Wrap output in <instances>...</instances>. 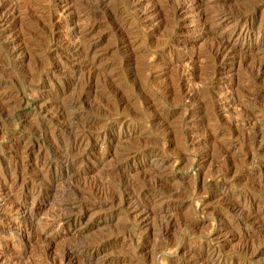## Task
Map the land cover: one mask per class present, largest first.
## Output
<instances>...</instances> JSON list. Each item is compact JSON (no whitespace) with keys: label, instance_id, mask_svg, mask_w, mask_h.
Segmentation results:
<instances>
[{"label":"rangeland","instance_id":"obj_1","mask_svg":"<svg viewBox=\"0 0 264 264\" xmlns=\"http://www.w3.org/2000/svg\"><path fill=\"white\" fill-rule=\"evenodd\" d=\"M0 17V264H264V0H0ZM90 43L93 68L73 50Z\"/></svg>","mask_w":264,"mask_h":264},{"label":"bare ground","instance_id":"obj_2","mask_svg":"<svg viewBox=\"0 0 264 264\" xmlns=\"http://www.w3.org/2000/svg\"><path fill=\"white\" fill-rule=\"evenodd\" d=\"M199 2H200V0H199ZM203 2V1H202ZM200 4V3H199ZM202 5V4H201ZM195 7H196V5H195ZM198 7V6H197ZM115 15V14H114ZM1 18V17H0ZM222 20V19H221ZM219 24V23H218ZM248 24V23H247ZM121 25V24H120ZM14 27V25L13 24H11L10 25V22L8 21V19L7 18H1L0 19V38L1 39H5V45H11V41H9L8 40V38H7V34L8 33H10V31H11V29ZM250 27H252V26H250ZM122 31V30H121ZM120 31V32H121ZM124 32V31H123ZM244 32H246V31H244ZM244 32H240L239 33V35H241V36H244L245 37V35L247 34V33H244ZM237 34L238 33V28L237 27H235L233 30H232V34ZM248 36V35H247ZM7 38V39H6ZM125 39H127V38H125ZM84 40V39H83ZM88 40H90V39H88ZM122 40V39H121ZM244 40V39H243ZM245 41V40H244ZM84 42V41H83ZM90 42V41H89ZM128 42V41H127ZM87 43V42H86ZM85 44V43H84ZM123 44V43H122ZM126 44V43H125ZM81 45H82V43H81ZM80 44L79 45H75L74 46V51H75V54H74V56L77 58V60L80 62H82V61H84V62H86V67H87V63H89L90 62V66L93 68V65L95 64V62H96V57L94 56V55H96L95 53H96V51H97V49H98V46H97V44H94V43H90L89 44V47L88 46H86L87 47V52L86 53H82L81 51V49H79V48H81L80 46H81ZM86 45H88V43L86 44ZM83 46V45H82ZM227 47H229V46H226V45H224L223 44V42H219L218 43V45L216 46V48H215V52L216 53H214V54H217L218 56H222V55H224V53L226 54L228 51H227ZM83 50H84V48H83ZM86 51V50H85ZM227 55V54H226ZM225 56V55H224ZM89 61V62H88ZM77 62V61H76ZM85 64V63H84ZM82 65V64H81ZM88 68H89V66H88ZM96 68V67H95ZM95 68H94V70H95ZM258 68L262 71V70H264V63L263 62H261V63H259V65H258ZM85 69V68H84ZM82 71H84L83 69H82V67L78 70V72H82ZM91 71V70H90ZM90 71H88V72H90ZM96 71V70H95ZM99 71V70H98ZM105 71V70H104ZM101 73H103V72H101ZM260 74V73H259ZM99 75H100V73H98V72H96V73H94V72H92L91 71V73L88 75L89 77H88V79L86 80V81H84V84H85V86L84 87H88V88H92V89H94L93 87H95L96 88V85L98 84L93 78H95V77H99ZM103 75V74H102ZM98 77H97V81L98 80H100V79H98ZM100 77H102V76H100ZM99 77V78H100ZM102 79V78H101ZM104 79V78H103ZM102 79V80H103ZM81 80V79H80ZM102 80H100L101 82H102ZM106 80V79H105ZM108 80V79H107ZM110 80V79H109ZM83 81V80H82ZM99 82V81H98ZM101 82L99 83V84H101ZM106 82H108V81H105V83ZM84 84H82V85H84ZM109 84V83H108ZM76 85V84H75ZM79 85V84H78ZM81 85V84H80ZM103 85V84H102ZM105 85V84H104ZM107 86V85H106ZM123 93V92H122ZM2 103V102H1ZM121 103V102H120ZM66 106V105H65ZM65 106L63 107L64 109H65ZM1 107V106H0ZM71 107V106H70ZM110 111V110H109ZM68 112H69V110H68ZM63 113H65V112H63ZM67 113V112H66ZM72 115H74V114H72ZM71 115V116H72ZM70 116V117H71ZM110 116H112V115H110ZM66 117V116H65ZM69 117V116H68ZM113 117V116H112ZM164 117V116H163ZM110 118V117H109ZM66 119V118H65ZM70 119H68V121H69ZM76 120H78L77 119V117L75 118V117H73L71 120H70V123L69 122H67V124H70V128H72V134H74V136H73V138H74V141L72 142L73 143V145L71 146V148L70 149H65L64 150V153H61V155L62 154H64V155H62V157L61 158H64V162H63V164H64V166L66 165L67 166V168H72L74 165H75V162H77V161H74L73 159H71V157H70V155L72 154V153H74V151H75V149L76 148H78V146L80 147V145L82 144V142H83V140H82V137H83V135H80V133H75V131H77L78 129H76V124L78 123ZM77 122V123H76ZM65 123V122H64ZM68 126V125H67ZM74 126H75V131H74ZM69 128V127H68ZM79 128V127H78ZM69 131V130H68ZM82 132V131H81ZM68 135V134H67ZM84 139V138H83ZM73 140V139H72ZM64 143H66V142H64ZM84 143V142H83ZM71 145V144H70ZM29 146V145H28ZM129 147V146H128ZM23 148V147H22ZM131 148V147H130ZM132 149H133V147H132ZM78 150V149H77ZM125 151H132V150H130V149H126ZM56 152V151H55ZM63 152V151H62ZM127 153V152H126ZM137 153V152H136ZM75 154V153H74ZM73 154V155H74ZM76 155H77V153H76ZM125 155H128V154H125ZM131 156V155H130ZM159 156V155H158ZM70 157V158H69ZM129 157V155L128 156H126L125 158H123V160H122V162L124 161H127V158ZM72 158H74V157H72ZM22 159V158H21ZM77 160V159H76ZM119 161V160H118ZM121 161V160H120ZM21 162H22V160H21ZM156 162L157 161H153V162H151V165L152 166H156L157 164H156ZM120 163V162H119ZM158 163V162H157ZM122 164V163H121ZM124 165V164H123ZM122 165V166H123ZM26 166V165H25ZM34 166V165H33ZM121 166H118L116 169L118 170L119 168H120ZM160 167V166H159ZM34 168V167H33ZM49 168V167H48ZM153 168V167H152ZM157 169H159L158 167H157ZM38 170H40V169H38ZM71 170V169H70ZM153 170H154V168H153ZM38 172V171H37ZM23 178V177H22ZM159 181V180H158ZM137 185H138V183L137 184H134L133 182L132 183H129L128 185H127V189H126V191L124 192V194H121L120 193V198L119 197H116V198H119V199H121V197H122V199L125 201V203L127 202V203H132V202H134V200H133V196H132V194L134 193L133 192V190L135 189V190H137ZM95 187V186H94ZM142 187V186H141ZM139 188V187H138ZM142 190V189H141ZM139 192H140V190H138ZM179 191V190H178ZM90 192V191H89ZM144 192V191H143ZM142 192V193H143ZM136 193V192H135ZM141 193V194H142ZM145 193V192H144ZM143 193V194H144ZM223 193V192H222ZM113 194V193H112ZM119 194V193H118ZM118 194H116V195H118ZM224 194V193H223ZM226 194V193H225ZM110 195V194H109ZM146 196H147V194H146ZM138 197H140V195L138 194ZM141 197H142V195H141ZM140 197V198H141ZM115 198V199H116ZM139 198V199H140ZM118 199V200H119ZM117 200V201H118ZM133 200V201H132ZM141 200V199H140ZM139 200V201H140ZM153 200V199H152ZM152 200H151V202H149V200H144V201H142V202H139L138 203V205H137V198H136V203H133V204H135V206H133V208H131V210H132V212H134L135 214H137L138 216L140 215H142V218H145V219H148V218H151V216L152 215H154V210L152 209V207H151V205H152ZM132 201V202H131ZM123 202V201H122ZM155 203V202H154ZM132 204V205H133ZM156 204V203H155ZM153 206V205H152ZM238 206V205H237ZM132 207V206H131ZM154 208V207H153ZM235 208H237V207H235ZM63 213V212H62ZM141 218V217H140ZM154 218V217H153ZM174 219V218H173ZM31 220V219H30ZM33 220V219H32ZM167 220H169V219H167ZM168 222V226H171L172 224H174V220H170V221H167ZM47 226V225H46ZM193 226V225H192ZM35 228V227H34ZM194 228V227H193ZM192 228V229H193ZM55 230V229H54ZM124 230V229H123ZM53 231V230H52ZM166 231V230H165ZM126 232V231H125ZM124 232V233H125ZM27 234V233H26ZM129 234V233H128ZM47 238V237H46ZM123 238V237H122ZM98 243V242H97ZM100 243V242H99ZM91 245H89V246H87L88 245V242H87V247H86V250H84V251H86L88 254H89V252H90V249L91 248H93V247H95L96 246V243L95 242H92V243H90ZM84 246H85V244H84ZM81 248V247H80ZM84 248V247H83ZM163 248V247H162ZM249 248H246L245 247V251L246 250H248ZM254 249V248H253ZM83 250V249H82ZM85 252V253H86ZM243 253V252H242ZM189 254H191V253H189ZM246 254V253H245ZM99 255V253H96V255H95V257L94 258H92V259H94V260H96V262L97 263H95V264H100V263H98V261H99V259L97 258V256ZM217 255V252L216 251H211V253L207 256L208 258H209V260L210 259H213L214 260V256H216ZM91 257H93V256H91ZM193 256H187V257H183V258H181L180 260H178V263L177 264H197L195 261H193V258H192ZM218 257V256H217ZM216 259V258H215ZM119 261H122L123 262V259H120ZM202 261V260H201ZM203 261H204V259H203ZM206 261V260H205ZM211 263V262H210ZM203 264V263H202ZM206 264V263H205Z\"/></svg>","mask_w":264,"mask_h":264}]
</instances>
